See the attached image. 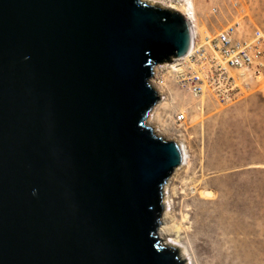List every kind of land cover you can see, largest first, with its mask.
<instances>
[{"label": "water", "instance_id": "95a60500", "mask_svg": "<svg viewBox=\"0 0 264 264\" xmlns=\"http://www.w3.org/2000/svg\"><path fill=\"white\" fill-rule=\"evenodd\" d=\"M189 44L141 0H0V264H183L156 232L184 156L146 118Z\"/></svg>", "mask_w": 264, "mask_h": 264}, {"label": "rangeland", "instance_id": "374dc122", "mask_svg": "<svg viewBox=\"0 0 264 264\" xmlns=\"http://www.w3.org/2000/svg\"><path fill=\"white\" fill-rule=\"evenodd\" d=\"M155 1V7L172 5L181 14L193 7L200 49L194 66L178 70L185 78L204 63L200 45L227 26H238L239 41L256 28L264 34V0ZM175 75L163 74V86L155 81L164 97L148 115L187 152L164 191L165 208L182 229L173 237L179 236L187 247V264H221L217 252L225 255L222 264H264V69L229 103H219L210 93L194 96ZM177 112L184 113L185 121L175 125L172 117Z\"/></svg>", "mask_w": 264, "mask_h": 264}, {"label": "built area", "instance_id": "2783aa9c", "mask_svg": "<svg viewBox=\"0 0 264 264\" xmlns=\"http://www.w3.org/2000/svg\"><path fill=\"white\" fill-rule=\"evenodd\" d=\"M237 27L235 24L229 25L213 38H206L204 45H200L206 56L199 71L191 72L187 78L182 70L178 71L196 64V52L200 48L194 33L188 53L173 58L169 64L159 65V73H176V78H181L176 82H181V86L194 96L210 93L219 103L235 100L249 89L251 81H256L264 69V34L256 28L248 39L239 41L236 39ZM171 64H175L177 69L169 67ZM158 71L156 75L154 73L155 81L163 86V74L159 76ZM160 95V99H163V92ZM184 120L185 115L180 112L172 117L175 125Z\"/></svg>", "mask_w": 264, "mask_h": 264}, {"label": "bare ground", "instance_id": "6f19581e", "mask_svg": "<svg viewBox=\"0 0 264 264\" xmlns=\"http://www.w3.org/2000/svg\"><path fill=\"white\" fill-rule=\"evenodd\" d=\"M143 2H145L147 5H150V6H153L155 7L154 5L158 2H156L155 0H141ZM163 6V5H162ZM161 7V5H160ZM165 7V6H164ZM168 9H170V11H173V12H178L187 22L188 24V28H189V33H190V44H189V48L191 46V41L193 39V35H194V32L196 31L197 29V26L195 24V21H194V12H193V7L191 5V7L188 9V7H186V12H182V14L180 13L181 11H179L175 6H168L166 7ZM196 28V29H195ZM189 48H188V51H189ZM188 51L186 53H188ZM185 53V54H186ZM184 54V55H185ZM169 64V63H168ZM176 65L175 64H171V68H174V69H177L175 67ZM173 69V70H174ZM158 71V66L156 65L155 66V69H154V72H155V75ZM170 74V73H169ZM155 75H154V78H152L151 80V83L152 85L154 86L155 84ZM159 86V84H157ZM155 87V86H154ZM156 88V87H155ZM157 92H158V96L160 98V93H162L158 88L156 89ZM160 100V99H159ZM216 100V99H215ZM217 101V100H216ZM234 101V100H233ZM161 102V101H160ZM232 102V101H231ZM159 105H161V103H159V101L155 104L156 107H154L153 109L155 110V108H157ZM153 109L151 110V112L153 111ZM182 113V112H180ZM184 114V113H182ZM185 121V120H184ZM146 124L149 125V126H153V131L155 134H157L158 136H161V137H164L166 140L168 141H173L175 142V139L173 138H170L168 136L165 135V133H163L159 127L155 126L152 121H151V118L150 117H147L146 118ZM177 143V142H175ZM179 145V147L181 148L182 150V153H183V156H184V160H183V163L184 161L187 160V152L185 150V148L183 147V145H181L180 143H177ZM182 163V164H183ZM181 164V165H182ZM180 165V166H181ZM176 169H179V168H176ZM175 169V170H176ZM171 177L168 178V180L166 181L165 185L163 186V194H162V204L164 205L163 206V210H162V214H161V217H160V228L157 229V236H158V239L160 240V243L164 246H167V247H170V248H174L178 251V255H179V259L181 261H184L183 264H187L186 261H187V255L189 256L190 253L187 249V247L181 245V241L178 240L177 237L179 236H176V237H173L174 235H179L181 233V228H179L178 226L175 225L174 221H173V215H172V212L166 210L165 208V203L166 201L168 200V196L166 193H164V191H167V189L169 188V183H170V179ZM205 230V229H204ZM169 238V239H167ZM204 242V241H203ZM208 245V244H207ZM205 251L208 253L211 252V248L210 246H206L205 245ZM216 258H217V263L221 262H224V258H225V255L223 252H220L216 254Z\"/></svg>", "mask_w": 264, "mask_h": 264}]
</instances>
